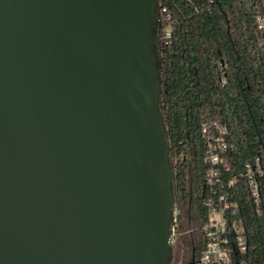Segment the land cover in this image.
Here are the masks:
<instances>
[{"label":"water","instance_id":"water-1","mask_svg":"<svg viewBox=\"0 0 264 264\" xmlns=\"http://www.w3.org/2000/svg\"><path fill=\"white\" fill-rule=\"evenodd\" d=\"M162 96L158 0H0V264H172Z\"/></svg>","mask_w":264,"mask_h":264},{"label":"trees","instance_id":"trees-1","mask_svg":"<svg viewBox=\"0 0 264 264\" xmlns=\"http://www.w3.org/2000/svg\"><path fill=\"white\" fill-rule=\"evenodd\" d=\"M257 0H214L209 11L178 16L171 42L161 45L162 103L176 170L178 197L202 191L206 163L200 139L203 122L227 125L230 169L237 216L247 235V264H264V181L259 211L238 173L243 164L264 152V33L254 22ZM181 159L178 160V156ZM200 219L207 210L197 204ZM182 218L178 216V226Z\"/></svg>","mask_w":264,"mask_h":264},{"label":"built area","instance_id":"built-area-1","mask_svg":"<svg viewBox=\"0 0 264 264\" xmlns=\"http://www.w3.org/2000/svg\"><path fill=\"white\" fill-rule=\"evenodd\" d=\"M213 2L158 0L161 45L171 42L178 16L188 11H209ZM254 22L257 30L264 33V0H257ZM227 136L228 127L220 121H207L200 126L203 162L207 165L201 200L207 215L194 226L202 234L203 243L193 264H247V235L242 220L237 216L238 202L233 192L236 176L224 179V175L230 171L226 154L232 149ZM180 159L181 155L178 156ZM238 176L245 179L248 198L258 212L263 197L264 152L245 162ZM179 215L180 209L175 206L173 228L178 225Z\"/></svg>","mask_w":264,"mask_h":264},{"label":"flooded vegetation","instance_id":"flooded-vegetation-1","mask_svg":"<svg viewBox=\"0 0 264 264\" xmlns=\"http://www.w3.org/2000/svg\"><path fill=\"white\" fill-rule=\"evenodd\" d=\"M191 188L186 205L182 201V195L178 197V200L181 202L180 205L185 209L183 212L179 208L182 223L180 226L177 225L173 228L171 235V242L173 243L172 264H187L192 258L196 257L202 247V234L192 227V223L200 219L197 204L202 199L203 188L201 192L197 191L195 186ZM184 218L186 224L183 222Z\"/></svg>","mask_w":264,"mask_h":264},{"label":"rangeland","instance_id":"rangeland-1","mask_svg":"<svg viewBox=\"0 0 264 264\" xmlns=\"http://www.w3.org/2000/svg\"><path fill=\"white\" fill-rule=\"evenodd\" d=\"M184 209H185V208L182 207V208H181V211L184 212ZM183 222L186 224L185 218L183 219ZM197 223H198V221H194V222L192 223V227H194ZM185 224H184V225H185Z\"/></svg>","mask_w":264,"mask_h":264}]
</instances>
